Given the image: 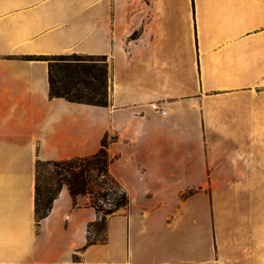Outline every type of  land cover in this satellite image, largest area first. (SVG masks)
I'll use <instances>...</instances> for the list:
<instances>
[{
	"label": "crops",
	"instance_id": "crops-1",
	"mask_svg": "<svg viewBox=\"0 0 264 264\" xmlns=\"http://www.w3.org/2000/svg\"><path fill=\"white\" fill-rule=\"evenodd\" d=\"M65 54L107 56L108 106L51 96L40 58ZM106 135L131 201L104 239L66 185L37 221L38 161ZM240 174L261 200L264 0H0V264H264V204L257 240L221 239L218 186Z\"/></svg>",
	"mask_w": 264,
	"mask_h": 264
},
{
	"label": "trees",
	"instance_id": "trees-1",
	"mask_svg": "<svg viewBox=\"0 0 264 264\" xmlns=\"http://www.w3.org/2000/svg\"><path fill=\"white\" fill-rule=\"evenodd\" d=\"M76 54L77 59L55 61L51 56L40 59L49 62L51 96L65 98L71 102L108 106L110 103V63L107 56ZM66 57L65 55L52 56ZM102 64V65H99ZM116 139L106 135L101 149L94 155L65 160L38 161L36 179V218L37 221L49 216L55 200L66 185L76 203L79 196L89 198L101 219L92 226L97 236L106 231L107 219L119 209L130 204L127 190L111 173L113 159L109 145ZM49 166L55 175L53 183H44L41 170ZM90 241H96L91 239Z\"/></svg>",
	"mask_w": 264,
	"mask_h": 264
},
{
	"label": "rangeland",
	"instance_id": "rangeland-1",
	"mask_svg": "<svg viewBox=\"0 0 264 264\" xmlns=\"http://www.w3.org/2000/svg\"><path fill=\"white\" fill-rule=\"evenodd\" d=\"M65 56L62 60L52 56L50 58L55 59V61L77 59L76 54H65ZM41 174L45 184L53 183L56 187L55 175L51 167H43ZM218 191L220 199L215 202V209L216 212L217 210L219 212V217L216 219L220 224L221 239L235 242L257 240L254 226L259 224L255 221L258 220V217L251 216V214L255 209L260 208V204H264V197L260 200L259 186L244 184L243 174H240L236 178L233 177L230 183L219 185ZM96 230L97 228H93L91 239L103 240L105 237L104 231L98 237ZM240 251L243 252V250Z\"/></svg>",
	"mask_w": 264,
	"mask_h": 264
},
{
	"label": "built area",
	"instance_id": "built-area-1",
	"mask_svg": "<svg viewBox=\"0 0 264 264\" xmlns=\"http://www.w3.org/2000/svg\"><path fill=\"white\" fill-rule=\"evenodd\" d=\"M152 107H153L155 110L161 112L163 115H165V114L167 113L165 110L160 109L159 106H158V104H156V103H153V104H152Z\"/></svg>",
	"mask_w": 264,
	"mask_h": 264
}]
</instances>
